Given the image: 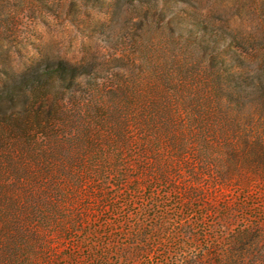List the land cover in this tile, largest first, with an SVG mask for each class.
<instances>
[{
  "label": "rangeland",
  "instance_id": "374dc122",
  "mask_svg": "<svg viewBox=\"0 0 264 264\" xmlns=\"http://www.w3.org/2000/svg\"><path fill=\"white\" fill-rule=\"evenodd\" d=\"M143 199L163 238L129 264H264V0H0V264Z\"/></svg>",
  "mask_w": 264,
  "mask_h": 264
},
{
  "label": "trees",
  "instance_id": "16d2710c",
  "mask_svg": "<svg viewBox=\"0 0 264 264\" xmlns=\"http://www.w3.org/2000/svg\"><path fill=\"white\" fill-rule=\"evenodd\" d=\"M156 6L157 3H154ZM195 31V45L201 50L204 43L219 44L226 32H219L218 29H208L207 24L201 20H193ZM229 36V35H228ZM77 67L68 63H59L55 67L53 78L57 81H65L67 78L78 76ZM218 82L217 80L214 81ZM131 198V196L129 197ZM131 202V201H130ZM154 203L161 202L155 200ZM147 205L145 200L140 201V206L135 209L136 218L129 219L127 214L119 213L115 222L104 220L98 224L90 225L85 233L73 239V242L61 257L60 261L53 264H114V260H122L129 264L133 250L145 253V245L150 239L154 243H159L163 238V227L166 224V214L164 208L158 206L153 213L154 230L150 232L148 225L144 223L147 215ZM166 253L167 250H161ZM170 252V251H169ZM168 253V252H167Z\"/></svg>",
  "mask_w": 264,
  "mask_h": 264
}]
</instances>
